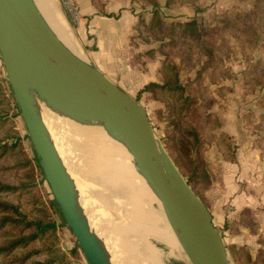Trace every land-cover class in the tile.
I'll list each match as a JSON object with an SVG mask.
<instances>
[{
	"label": "rangeland",
	"instance_id": "374dc122",
	"mask_svg": "<svg viewBox=\"0 0 264 264\" xmlns=\"http://www.w3.org/2000/svg\"><path fill=\"white\" fill-rule=\"evenodd\" d=\"M54 1L78 41L75 29L83 15L77 1L72 0L79 23L65 12L61 0ZM92 1L98 5V14L117 18L116 13H106L107 7L114 5L134 18L127 41L135 52L126 59L131 60L129 66L135 70L129 72L128 66L123 65L112 71L114 75L106 76L146 109L154 133L172 164L186 182L192 179V185H188L213 210V222L221 230L232 264H264V228L259 227L257 217L254 220L253 210L243 208L235 210L234 216L221 217V208L216 205L226 171L223 163L237 164L240 156L245 163L240 170L246 178L243 182L241 173L235 176L240 184L235 193L244 189L252 193L248 189H252L254 174L260 170L264 188V0ZM194 19L199 39L179 36V24ZM151 82L156 84L145 89ZM51 107L48 100L42 103L47 114H55L51 117L59 127L56 130L59 134L54 135L56 142L63 153H70L72 164L81 172L90 153L75 151L72 142H76L78 130L69 112H56ZM35 158L0 60V186L12 189L0 192V203L15 206L18 211L0 212V220L9 217L21 221L0 228V246L34 233L35 227L27 226L30 222L55 224L54 229L25 248L1 256L0 264H88L65 225ZM88 167L90 176L82 171L83 180L98 187L86 206L92 208L110 240V256L117 264L121 261L131 264L130 241L141 256L146 255L144 246L151 248L158 264H188L180 251L159 241L153 231L144 240L134 236V217L138 215L131 205L134 195L128 191L129 199L123 202V194L117 193L119 189ZM78 178L82 181V174ZM90 191L91 187H86L85 194ZM261 213L264 215V207ZM242 228L256 232V240L262 245L257 253L250 245L252 242L241 240ZM141 262L151 264L144 259Z\"/></svg>",
	"mask_w": 264,
	"mask_h": 264
},
{
	"label": "water",
	"instance_id": "95a60500",
	"mask_svg": "<svg viewBox=\"0 0 264 264\" xmlns=\"http://www.w3.org/2000/svg\"><path fill=\"white\" fill-rule=\"evenodd\" d=\"M0 60L45 180L88 264L109 263L75 212L69 180L24 93V77L62 106L104 118L126 140L190 264H232L221 230L163 150L146 109L66 50L32 0H0Z\"/></svg>",
	"mask_w": 264,
	"mask_h": 264
},
{
	"label": "bare ground",
	"instance_id": "6f19581e",
	"mask_svg": "<svg viewBox=\"0 0 264 264\" xmlns=\"http://www.w3.org/2000/svg\"><path fill=\"white\" fill-rule=\"evenodd\" d=\"M32 2L52 33L66 50L80 61L87 62L86 55L78 41L73 36L70 29L65 26L60 17V11L58 13V11L53 8L55 5L54 0H32ZM22 87L24 93L32 104L36 119L44 129L50 147L54 150L58 162L69 180L71 196L75 204V212L86 222L88 231L94 236L96 242L102 248L106 262L111 260V264H117L110 256V240L106 238L92 208L87 207L89 205L88 202H92V197L95 196L94 193H96L95 191L98 187L97 184L88 185L83 180V173L90 176L88 165L90 168H93V172H98L105 181H108L113 187H115V189H119L117 193L123 194V202H126V200L129 199L128 196L130 193L134 195L133 200H131V205L138 211L136 213L138 215L137 217H134L133 223L132 232L134 236L140 237L141 240H144L151 230L159 241H162L171 248L180 251L188 264H190L178 243L173 227L166 216L161 202L158 200V197L143 175L142 165L138 161L136 154L128 146L126 140L123 139L104 118L92 116L62 106L44 91L38 89L27 77L23 78ZM46 100L51 103V110L56 112L66 110L69 112L73 126L78 130V136L76 137L77 143L75 141L72 142L75 151L79 152V154L80 152L90 153L88 160L86 159L87 163L82 166L83 169L81 172L77 166L74 167L75 165L72 164L70 153L68 151L63 153L62 147L56 142L54 135L59 134L56 132L59 127L51 117L55 114H47L46 110L42 108V103ZM51 110L49 111L51 112ZM79 174H82V181L78 178ZM87 185L91 187L89 195L87 193L85 194L86 187L90 189ZM129 248L132 254H129L128 256L129 260H132V262L130 261L129 263L143 264V260L141 262V259H144L147 263L158 264L155 253L151 248L144 246V251L146 252L145 256H141V254L138 253L136 245H134L132 241H130ZM118 258L121 260L120 257ZM125 263H127V261L123 262V264Z\"/></svg>",
	"mask_w": 264,
	"mask_h": 264
},
{
	"label": "crops",
	"instance_id": "0c3cea01",
	"mask_svg": "<svg viewBox=\"0 0 264 264\" xmlns=\"http://www.w3.org/2000/svg\"><path fill=\"white\" fill-rule=\"evenodd\" d=\"M76 1L81 9L83 18L79 27L75 29V33L87 60L105 75H114L112 71H117L123 65L128 66L129 72H133L135 69L129 66L131 60L127 61L126 59L128 55L135 52V49L127 41V35L131 30L134 19L133 16L129 12L120 10L119 6L110 5L106 9V13H116L118 17H108L103 14H98V5H96L94 1ZM54 4L53 8L59 13L60 10L55 1ZM59 15L64 24L69 28L61 11ZM123 68L126 69L125 66ZM241 158L242 156L238 157L237 164L229 162L223 163L225 164L226 171L222 179V187H219L221 197L219 203L217 201L216 205H219L221 208V217H228V214L234 216L237 213L235 210L251 208L253 210L254 220L255 217H257L260 222L259 227L264 228V215H261V209L264 207V202L262 201L264 197H262L261 194V188H263L260 181L261 170L259 169L260 171L254 174V179L251 182L252 189H248L253 191L252 193H246L245 189L239 194L235 193L238 192L240 188V184L236 181L235 176H239L241 173L240 177L242 181L246 178L245 175H243L244 171L242 172V170H240V165L244 167L245 164L242 162ZM235 194L236 197L234 196ZM212 201L214 200L212 199ZM208 210L214 221L215 214L213 210H211V207H209ZM261 228H259V232L262 231ZM241 232L243 234L241 240L252 242L250 245L253 246L254 253H257V250L261 248L262 245L256 240V232L253 231L250 233L247 228H242Z\"/></svg>",
	"mask_w": 264,
	"mask_h": 264
},
{
	"label": "trees",
	"instance_id": "16d2710c",
	"mask_svg": "<svg viewBox=\"0 0 264 264\" xmlns=\"http://www.w3.org/2000/svg\"><path fill=\"white\" fill-rule=\"evenodd\" d=\"M154 18H155V16H154ZM152 23H154V22H152ZM179 26L181 27V31L179 33L180 34L179 36L186 37V38H191L192 36H196V40L199 39L200 31L198 30V23L195 19L191 20L187 23H184V24H179ZM175 35H176V33H175ZM152 84H156V83H154V82L149 83L145 87V89H147ZM9 89H10V87H9ZM10 91H11V89H10ZM11 93H12V91H11ZM15 105H16V108L19 112V109H18L16 102H15ZM19 114H20V112H19ZM35 162H37L36 158H35ZM28 163H30V161ZM191 180H192L191 178L187 180V183L190 185H192ZM10 190H12V189L9 187L0 186V192L10 191ZM16 210H17V208L15 206L0 203V212H2V213L12 212V213L17 214L18 211H16ZM18 223H21V221H13L9 217H4L0 220V228L7 226L8 224L14 225V224H18ZM27 226H34L36 231L34 233H32L31 235H29L28 237H20V239L11 241L10 243H8L5 246H0V257L1 256H4V257L8 256L10 253H12L16 249L25 248L27 245H29L30 242L36 240L39 236H41V234L45 233L46 231H48L50 229L55 228L54 223L45 224V223H43L42 220H38V221H35L33 223L30 222V223H28Z\"/></svg>",
	"mask_w": 264,
	"mask_h": 264
},
{
	"label": "built area",
	"instance_id": "2783aa9c",
	"mask_svg": "<svg viewBox=\"0 0 264 264\" xmlns=\"http://www.w3.org/2000/svg\"><path fill=\"white\" fill-rule=\"evenodd\" d=\"M62 6L65 10V12H67L69 14L70 17H73L74 20L73 21H80L79 19V13L77 11V7L75 6L74 2L72 0H61Z\"/></svg>",
	"mask_w": 264,
	"mask_h": 264
}]
</instances>
